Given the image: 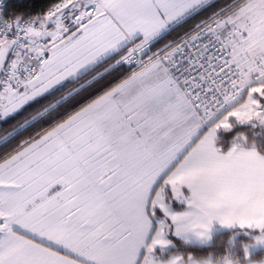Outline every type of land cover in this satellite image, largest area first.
I'll return each instance as SVG.
<instances>
[{
  "label": "snow or ice",
  "instance_id": "1",
  "mask_svg": "<svg viewBox=\"0 0 264 264\" xmlns=\"http://www.w3.org/2000/svg\"><path fill=\"white\" fill-rule=\"evenodd\" d=\"M213 4L53 0L0 15V264H213L211 252L155 253L170 236L209 247L217 229L252 238L218 264H252L264 0L190 24Z\"/></svg>",
  "mask_w": 264,
  "mask_h": 264
},
{
  "label": "trees",
  "instance_id": "2",
  "mask_svg": "<svg viewBox=\"0 0 264 264\" xmlns=\"http://www.w3.org/2000/svg\"><path fill=\"white\" fill-rule=\"evenodd\" d=\"M53 0H9L8 7L6 11V16L8 17H31L40 15L47 10ZM231 0H215L213 7L209 8L206 12L201 13L200 16L196 17L190 22L194 24L200 19L209 15L212 11L218 10L220 7L225 6L230 3ZM183 29H177L176 32L170 33L164 40L161 41V44L167 42V40H172L178 38L182 35ZM22 119V117H21ZM244 130V129H241ZM221 142L228 141L232 138V133H219ZM174 241L175 247L168 248L161 254V257L167 258L170 253L181 252L187 253L192 252L197 256H207L210 252L213 253V258L216 255H223L226 250L231 251L235 256L240 255L241 250L245 244H250L252 238L244 235L243 233H237L233 230H221L214 234L211 246L209 247H188L185 246L179 239L174 236L169 237ZM232 239L231 245H229V239ZM161 251H159L160 253ZM264 257V249L253 251L250 253L251 260H259Z\"/></svg>",
  "mask_w": 264,
  "mask_h": 264
},
{
  "label": "built area",
  "instance_id": "3",
  "mask_svg": "<svg viewBox=\"0 0 264 264\" xmlns=\"http://www.w3.org/2000/svg\"><path fill=\"white\" fill-rule=\"evenodd\" d=\"M8 2H9V0H0V15H2L5 20L16 18V17H8V16H6ZM18 17H22V16H18ZM22 18L27 19L28 17H22Z\"/></svg>",
  "mask_w": 264,
  "mask_h": 264
},
{
  "label": "clouds",
  "instance_id": "4",
  "mask_svg": "<svg viewBox=\"0 0 264 264\" xmlns=\"http://www.w3.org/2000/svg\"><path fill=\"white\" fill-rule=\"evenodd\" d=\"M231 242H232V239L230 238L229 239V245H231ZM211 246V245H210ZM257 247V245H254V244H252L251 246H250V248H252L253 250L255 249ZM212 259H213V264H218V261L216 260V258H213L212 257ZM252 264H264V257H262L261 259H259V260H252Z\"/></svg>",
  "mask_w": 264,
  "mask_h": 264
},
{
  "label": "crops",
  "instance_id": "5",
  "mask_svg": "<svg viewBox=\"0 0 264 264\" xmlns=\"http://www.w3.org/2000/svg\"><path fill=\"white\" fill-rule=\"evenodd\" d=\"M215 1V0H214ZM226 230V229H225ZM221 231V230H220ZM216 232H214V234H215ZM214 236V235H213ZM170 239V238H169ZM260 249H263V248H259V249H257V250H260ZM256 250V251H257ZM159 251H161L160 249H159V247H157V249H156V255L160 258V259H162V260H166V259H168L169 257H167V258H163V257H161V254L163 253V251H161L160 253H159ZM165 251V250H164ZM253 251H255V250H253Z\"/></svg>",
  "mask_w": 264,
  "mask_h": 264
},
{
  "label": "rangeland",
  "instance_id": "6",
  "mask_svg": "<svg viewBox=\"0 0 264 264\" xmlns=\"http://www.w3.org/2000/svg\"><path fill=\"white\" fill-rule=\"evenodd\" d=\"M219 135V134H218ZM220 230H225V229H217L215 232H218ZM259 248H263L264 249V245H257V247L254 249L255 251ZM249 252H253V249L252 248H249Z\"/></svg>",
  "mask_w": 264,
  "mask_h": 264
}]
</instances>
